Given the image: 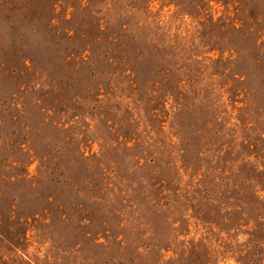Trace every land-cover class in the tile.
<instances>
[{
  "label": "rangeland",
  "instance_id": "obj_1",
  "mask_svg": "<svg viewBox=\"0 0 264 264\" xmlns=\"http://www.w3.org/2000/svg\"><path fill=\"white\" fill-rule=\"evenodd\" d=\"M0 264H264V0H0Z\"/></svg>",
  "mask_w": 264,
  "mask_h": 264
}]
</instances>
